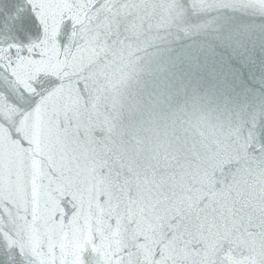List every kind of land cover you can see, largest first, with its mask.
<instances>
[{"label": "snow or ice", "instance_id": "obj_1", "mask_svg": "<svg viewBox=\"0 0 264 264\" xmlns=\"http://www.w3.org/2000/svg\"><path fill=\"white\" fill-rule=\"evenodd\" d=\"M240 6L264 13V0ZM180 15L175 0H29L0 12V32L23 37L0 45V264H215L209 255L233 235L227 222L201 225L209 233L201 260L175 254L178 243H192L185 221L205 198L195 177L176 171L180 154L188 136L211 137L264 162V142L251 125L194 106L185 137L140 166L115 122L136 53ZM122 26L135 41L120 38ZM233 190H210L209 203H227ZM164 239L157 258L154 245ZM260 240L264 247V233ZM225 255L221 264H247L231 249Z\"/></svg>", "mask_w": 264, "mask_h": 264}, {"label": "water", "instance_id": "obj_2", "mask_svg": "<svg viewBox=\"0 0 264 264\" xmlns=\"http://www.w3.org/2000/svg\"><path fill=\"white\" fill-rule=\"evenodd\" d=\"M28 3L2 0L0 12ZM175 3L180 17L149 36L150 45L136 53L140 57L137 69L123 83L115 112L117 131L134 165L143 166L159 146L185 137V114L194 106L251 125L257 142H264V13L240 6V0H215V6L200 9L193 7L194 0ZM120 38L136 39L123 26ZM17 39L23 37L0 32V45ZM180 158L184 168L176 171L187 172L189 180L195 177V186L205 198L185 221L193 239L187 248L183 242L177 244V258L201 260L203 237L209 235L201 232V225L227 222L234 225L233 235L217 245L209 261L221 264L231 249L236 259L264 264L260 240L264 233V162L259 154L237 155L234 149H222L211 137L188 136ZM229 185L234 190L227 203H209L210 190L219 192ZM162 231L171 237L167 226ZM167 243L164 239L154 245L157 258Z\"/></svg>", "mask_w": 264, "mask_h": 264}]
</instances>
